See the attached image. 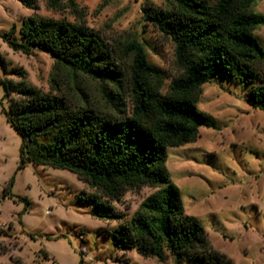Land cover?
I'll use <instances>...</instances> for the list:
<instances>
[{
	"label": "rangeland",
	"instance_id": "obj_1",
	"mask_svg": "<svg viewBox=\"0 0 264 264\" xmlns=\"http://www.w3.org/2000/svg\"><path fill=\"white\" fill-rule=\"evenodd\" d=\"M47 2L35 0L36 9L30 10L19 0H0V80L19 81L21 71L43 93L127 117L135 48L156 71L146 73L144 81L157 95L165 96L181 74L175 44L143 13L147 5L170 10L171 0H61L52 8ZM250 12L264 18V0ZM32 16L81 23L97 32L115 50L124 82L93 79L58 65L47 53L14 52L4 39L18 38L21 21ZM254 34L264 49V27ZM3 96L0 83V264H174L168 254L160 260L119 250L113 238L154 189L130 190L109 202L68 171L31 163L19 170L21 139L6 121L9 103ZM196 107L215 128L201 127L194 142L166 149L169 180L180 192L185 213L201 222L216 251L233 264H264V112L246 103L239 83L220 78L202 86ZM93 196L104 206L100 214L111 208L123 219H99L86 202Z\"/></svg>",
	"mask_w": 264,
	"mask_h": 264
},
{
	"label": "trees",
	"instance_id": "obj_2",
	"mask_svg": "<svg viewBox=\"0 0 264 264\" xmlns=\"http://www.w3.org/2000/svg\"><path fill=\"white\" fill-rule=\"evenodd\" d=\"M19 1L36 9L35 0ZM60 1L48 0L47 6ZM171 1L170 10L143 8L145 19L175 44L182 66L165 96L144 81L146 73L156 71L137 47L128 79L132 106L127 117L43 93L21 71L19 81L0 80L3 99L9 103L4 113L21 139L19 170L31 163L68 171L109 202H118L130 190L154 189L128 223L113 232L119 250L160 260L168 254L174 264H233L211 246L201 222L185 213L180 192L166 171V149L194 142L201 127L215 128L212 118L196 107L202 86L212 79L236 81L246 103L264 112V49L254 34L264 27V18L250 12L257 0ZM4 41L14 52L47 53L58 65L93 79L124 82L115 50L81 23L27 17L21 21L19 37L6 36ZM86 202L94 205L99 219L124 217L111 208H106L109 214H100L104 206L94 196Z\"/></svg>",
	"mask_w": 264,
	"mask_h": 264
},
{
	"label": "built area",
	"instance_id": "obj_3",
	"mask_svg": "<svg viewBox=\"0 0 264 264\" xmlns=\"http://www.w3.org/2000/svg\"><path fill=\"white\" fill-rule=\"evenodd\" d=\"M81 253H82L83 255H85V254H86V251L83 249V250L81 251Z\"/></svg>",
	"mask_w": 264,
	"mask_h": 264
}]
</instances>
